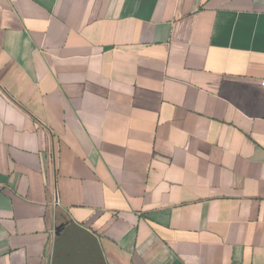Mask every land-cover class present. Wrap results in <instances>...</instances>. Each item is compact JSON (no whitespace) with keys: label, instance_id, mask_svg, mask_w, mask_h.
Instances as JSON below:
<instances>
[{"label":"crops","instance_id":"0c3cea01","mask_svg":"<svg viewBox=\"0 0 264 264\" xmlns=\"http://www.w3.org/2000/svg\"><path fill=\"white\" fill-rule=\"evenodd\" d=\"M263 81L264 0H0V264H264Z\"/></svg>","mask_w":264,"mask_h":264},{"label":"built area","instance_id":"2783aa9c","mask_svg":"<svg viewBox=\"0 0 264 264\" xmlns=\"http://www.w3.org/2000/svg\"><path fill=\"white\" fill-rule=\"evenodd\" d=\"M262 84H264V81L262 82Z\"/></svg>","mask_w":264,"mask_h":264},{"label":"water","instance_id":"95a60500","mask_svg":"<svg viewBox=\"0 0 264 264\" xmlns=\"http://www.w3.org/2000/svg\"><path fill=\"white\" fill-rule=\"evenodd\" d=\"M57 228H59V226Z\"/></svg>","mask_w":264,"mask_h":264}]
</instances>
